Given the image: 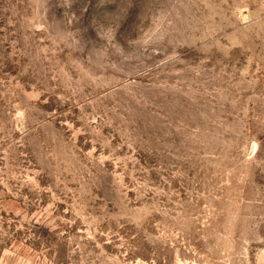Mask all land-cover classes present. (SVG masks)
<instances>
[{
    "label": "rangeland",
    "instance_id": "1",
    "mask_svg": "<svg viewBox=\"0 0 264 264\" xmlns=\"http://www.w3.org/2000/svg\"><path fill=\"white\" fill-rule=\"evenodd\" d=\"M0 264H264V0H0Z\"/></svg>",
    "mask_w": 264,
    "mask_h": 264
}]
</instances>
